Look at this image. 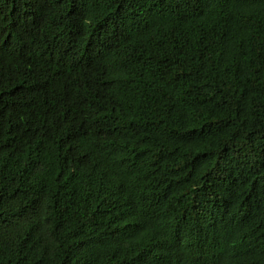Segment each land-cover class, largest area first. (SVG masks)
Wrapping results in <instances>:
<instances>
[{
	"label": "trees",
	"instance_id": "trees-1",
	"mask_svg": "<svg viewBox=\"0 0 264 264\" xmlns=\"http://www.w3.org/2000/svg\"><path fill=\"white\" fill-rule=\"evenodd\" d=\"M0 264H264V0H0Z\"/></svg>",
	"mask_w": 264,
	"mask_h": 264
}]
</instances>
